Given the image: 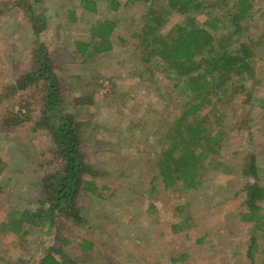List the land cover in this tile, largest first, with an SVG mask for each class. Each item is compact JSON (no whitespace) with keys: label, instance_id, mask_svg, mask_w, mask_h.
<instances>
[{"label":"rangeland","instance_id":"obj_1","mask_svg":"<svg viewBox=\"0 0 264 264\" xmlns=\"http://www.w3.org/2000/svg\"><path fill=\"white\" fill-rule=\"evenodd\" d=\"M14 1L0 0V92L28 70L33 47L27 17ZM117 1L121 5L113 10L96 0L94 13L84 10L81 0L34 5L47 22L38 41L47 45L54 71L68 87L64 112L84 123L87 160L98 172L90 178L96 190L80 194L82 223L58 219L51 226L25 223L17 234L0 231V264H38L51 246L74 264H250L251 239L256 241L253 258L261 262L264 232L241 219L246 211L241 189L253 181L244 169L248 153L255 155L256 181L264 187V108L256 101L245 103L247 91L264 99V0H250L241 34L255 47L256 76L246 85L253 88L219 107L221 122L213 127L224 134L216 156L221 165L207 166L195 189L165 188L157 171L158 136L175 122L183 101L159 66L142 60L133 36L149 2ZM211 16L222 19V12L207 10L199 20ZM98 17L116 21L111 48L81 54L75 44L89 41L88 27ZM40 103L31 90L0 103V223L11 209L37 207L39 180L54 168L48 162L50 137L33 129ZM8 112L30 118L3 127ZM258 204L264 214V199ZM174 224L182 226L173 231ZM82 239L92 242L87 252L80 249Z\"/></svg>","mask_w":264,"mask_h":264},{"label":"trees","instance_id":"obj_2","mask_svg":"<svg viewBox=\"0 0 264 264\" xmlns=\"http://www.w3.org/2000/svg\"><path fill=\"white\" fill-rule=\"evenodd\" d=\"M40 1L12 2L24 11L34 39L28 70L1 90L0 103L22 91L31 90L37 94L41 103L33 129L44 130L50 137L51 147L47 153L52 160L48 162L54 168L39 180L37 207L11 209L0 223V231L10 230L16 234L25 223L51 226L58 224V219L82 223L79 197L83 191L96 190L90 178L98 174L87 160L83 145L84 123L72 112H64L68 87L55 73L47 45L38 41L39 35L47 29L45 16L38 15L34 8ZM81 1L84 10L96 12V0ZM102 1L108 2L113 10L121 5L117 0ZM136 1L124 3L133 5ZM142 1L149 4L141 17L139 31L133 35L143 52L142 60L155 62L183 101L175 122L158 136L161 145L156 162L158 175L165 188L195 189L208 167L221 165L216 156L224 134L213 127L214 123L221 122L219 107L229 105L244 90L253 88L246 85L256 76L255 47L250 40L241 38L252 3L250 0H163L162 5H158L157 0ZM215 8L222 12V19L211 16L203 22L199 20V15ZM115 28V20L95 18L88 27L89 41H77L75 50L85 54L90 48L92 51L88 55H91L110 49ZM146 71L153 74L152 68L146 67ZM245 94V103L256 101L264 108L263 98L254 97L248 91ZM79 100L82 101H75ZM19 112L6 113L1 121L3 127L13 128L30 118L28 115L22 118ZM246 159L245 174L253 181L244 183L241 189L246 209L241 219L249 222L255 231L264 232V214L258 204L264 199V187L256 181L255 155L248 153ZM173 226L175 231L182 224ZM79 246L82 252H87L92 248V242L82 239ZM255 248L256 241L251 239L247 250L250 264H264V259L259 263L254 260ZM57 253L59 251L51 246L38 264H74Z\"/></svg>","mask_w":264,"mask_h":264}]
</instances>
